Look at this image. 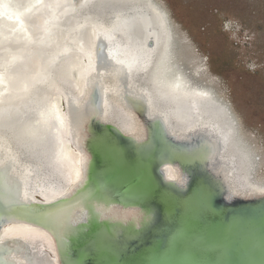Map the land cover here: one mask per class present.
<instances>
[{
  "label": "water",
  "instance_id": "95a60500",
  "mask_svg": "<svg viewBox=\"0 0 264 264\" xmlns=\"http://www.w3.org/2000/svg\"><path fill=\"white\" fill-rule=\"evenodd\" d=\"M105 2L97 11L95 0H59L56 10L78 14L80 25L59 50L55 38L56 53L44 51L41 72L24 75L29 85L60 84L73 127L70 146L80 155L77 181L67 189L69 181L61 179V187L58 177L42 171L45 160L37 161L0 125V264H36L45 256L56 264H264L260 155L241 137L227 102L209 98L199 112L198 103L191 108L187 99L184 121L178 107L157 100L155 84L142 81L152 65L150 33L161 41L166 36L165 47L173 42L161 3L118 4L122 9L102 19L110 7ZM6 50L0 60L19 63L4 56L18 50ZM76 53L84 55L86 69L72 70L73 88L62 87L46 65ZM119 114L126 117L120 124ZM40 192L53 196L44 199ZM10 224L44 232L50 246L40 253L29 240L4 239Z\"/></svg>",
  "mask_w": 264,
  "mask_h": 264
},
{
  "label": "bare ground",
  "instance_id": "6f19581e",
  "mask_svg": "<svg viewBox=\"0 0 264 264\" xmlns=\"http://www.w3.org/2000/svg\"><path fill=\"white\" fill-rule=\"evenodd\" d=\"M58 1L59 0H9V2H5L4 4L0 2V54L3 55L4 49L8 45L13 44L15 47L13 48L18 50L17 54H13V57L10 52H6L4 56L7 57L6 59L13 58V60H19V63L15 65L12 63L10 64V60L5 62H3L4 60H0V112L4 111V113H6L0 115V125L5 127L4 131L6 133H10V135L13 134V137L18 139L24 150L27 149V152L36 158L37 161L39 157L42 161L43 159L45 160V163H42V171L49 174L52 179L56 180V177H58L60 179L58 183H61V187L64 186L62 182L63 179H67V181H69L66 183L68 189L77 181L76 179L79 178L80 173H78L77 162L80 161V155L74 147L70 146V144L72 145L70 138L73 137V127L66 104L63 103V105H61L62 100H64V95L62 90L60 91L59 83H62V87L73 88L74 77L72 76L74 72L72 70L75 69L81 72V70L84 71V69H86L84 55L82 53H76L77 55L73 57H61L60 62L54 61L53 65H46L48 72L52 75L54 80L56 75V79L59 82L55 80L59 84L57 86L51 81L40 86L32 83L29 85L24 79V75L27 76V72L31 74L38 73V71L41 72V62L44 61L45 55L44 51L47 50L49 53H46V56H51L53 53H56L54 50L57 42L56 39L58 40V45L56 44L57 47L55 49L59 50L63 47L64 43H66L68 37L71 36L69 31L76 29V27L80 25L78 14L68 13L65 15L62 13L64 7L56 10L55 5ZM99 1H106L105 3L110 5L106 10L107 14H101L100 17L102 19H109L114 13H117L119 9H122L118 4L134 3V5L142 6L139 3L149 2V0H95L93 5L94 10L100 11L98 7ZM152 1L156 3L157 0ZM36 6L39 7L37 8ZM80 12L81 11H79V13ZM82 13L80 15H82ZM157 27L159 28V26ZM89 29L93 30L92 27ZM155 29L157 30L156 27ZM172 29L173 42L169 43L168 41L166 47V36H162L161 41V38L156 37L154 32L150 33L148 38L154 41V43H151L153 47L150 53L152 57L150 60H153V63L149 60L148 64H152L150 70L147 71V68L141 76L143 77L142 81L145 80L148 81L149 84L153 83L156 85V89L158 90L156 94L157 100L161 103H170V106L178 107V112L176 111V113H178L180 120L186 121L187 111L185 113L183 109L185 108L184 105H187L185 104L187 99L191 108L194 104L198 103L197 105L199 106H196V108L199 109V112H202L200 109L201 107L203 108L209 105L210 102L206 101L209 100V98L215 102L218 101L220 104L223 102H221V98L216 96V91L212 86L197 82L189 69L180 62L179 50L174 49V45L179 43V41L177 40L178 37L173 26ZM12 30L14 32L11 36L10 31ZM72 32L74 34V30H72ZM162 32L164 34L163 30ZM53 40H55V42H53ZM175 48L177 47L175 46ZM38 50H40L43 60L42 58L41 60L38 59L41 54L38 57L35 56V51ZM79 61L82 62V65L81 68L77 69V63ZM27 62H29L32 67H35L33 71H28L25 65L28 64ZM11 65L15 66V70ZM13 73L17 75L15 78H13ZM144 75L146 77H144ZM74 76L76 75L74 74ZM169 96H171V101L168 98ZM166 97L168 100L165 99ZM40 99L41 103H39ZM39 105L41 107H39ZM39 110L46 112L47 115L44 114L37 117L32 114L36 111L39 112ZM209 113L210 112L203 110L205 119H207V117L209 118ZM11 115L12 117H10ZM25 116L28 117L24 119ZM122 116L120 114L115 116L116 123L120 124L121 120L126 119L125 116ZM134 123H136L135 120ZM192 123L194 122L190 124ZM124 125L126 126L127 124L124 123ZM186 125L183 124L184 127ZM239 133L242 137L240 131ZM34 140L40 146L33 144ZM3 160L2 152H0V163H2ZM30 189L33 190V188ZM67 189L59 191L58 194H64ZM39 194L44 199L53 196L42 192ZM32 195L36 197L35 193H32ZM18 237L26 239L27 241L29 240L32 246L35 247L36 250H39L40 253L46 249V245L50 246L48 243L49 238L44 232L26 225H8L5 230L4 239ZM39 244L44 245L40 247ZM17 257L18 254L17 256L15 254V258ZM38 260L36 264H56V262L50 261L46 256ZM20 263L28 264L23 260H20Z\"/></svg>",
  "mask_w": 264,
  "mask_h": 264
},
{
  "label": "rangeland",
  "instance_id": "374dc122",
  "mask_svg": "<svg viewBox=\"0 0 264 264\" xmlns=\"http://www.w3.org/2000/svg\"><path fill=\"white\" fill-rule=\"evenodd\" d=\"M157 1L177 34L180 62L227 102L260 155L256 177L264 179V0ZM20 167L24 174L27 165Z\"/></svg>",
  "mask_w": 264,
  "mask_h": 264
}]
</instances>
